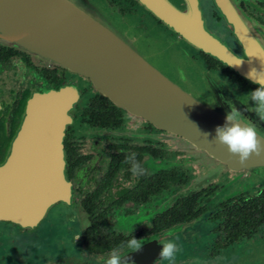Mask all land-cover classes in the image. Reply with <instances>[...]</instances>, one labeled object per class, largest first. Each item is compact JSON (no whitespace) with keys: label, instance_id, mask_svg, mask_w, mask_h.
<instances>
[{"label":"flooded vegetation","instance_id":"obj_1","mask_svg":"<svg viewBox=\"0 0 264 264\" xmlns=\"http://www.w3.org/2000/svg\"><path fill=\"white\" fill-rule=\"evenodd\" d=\"M233 1L264 26V0L253 2L255 12L241 0ZM104 2L121 20L128 18L142 34L150 35L149 19L153 15L136 0ZM208 2L206 11L198 5L205 29L228 50L241 55V44L211 0ZM154 22L197 62L209 67L201 50L184 42L157 18ZM11 59L31 68L36 81L23 83L17 91L14 86L21 83V70L19 66L5 67ZM32 60L37 61L34 66ZM0 70L8 97L0 98V153L4 156L0 164L11 151L32 96L66 91L73 102L60 146L68 194L51 201L32 226L0 220L8 228L3 230L21 234L10 244H3L5 234L0 229V264H105L112 249L128 252L124 243L129 235L144 242L139 251L127 254L134 264H168L159 260V253L160 242L169 239L180 249L175 264H264V169L231 170L224 165L214 175V182L191 186L196 172L177 162L184 153L168 148L163 139L172 135L185 141L183 137L130 113L98 91L87 76L1 43ZM212 71L227 81L219 69ZM228 82L244 101L255 89L251 81L245 86ZM191 146L209 157L205 150ZM132 153H136L143 175L135 176L130 171L126 157ZM236 172L249 173V186L213 201L211 196L220 187L226 189ZM184 198L190 201L182 204ZM177 206L178 213L168 212ZM48 214L51 221L45 226L49 256H35L33 262H27L28 253L20 237L27 233L35 242L41 236L37 228Z\"/></svg>","mask_w":264,"mask_h":264},{"label":"water","instance_id":"obj_2","mask_svg":"<svg viewBox=\"0 0 264 264\" xmlns=\"http://www.w3.org/2000/svg\"><path fill=\"white\" fill-rule=\"evenodd\" d=\"M136 1L184 42L239 76L246 78L251 68L264 67V26L247 17L233 0L211 2L241 44V55L205 29L196 0ZM137 33L109 15L99 0H0L1 44L87 76L112 101L181 135L219 165L231 170L264 168V152L241 164L212 139L216 126L225 122L229 103L264 132V121L247 110L253 106L248 96L244 101L166 32H155L146 40ZM144 56L164 60L170 76ZM240 60L239 66L231 65ZM72 110L66 91L28 100L21 129L0 164V220L32 226L51 201L68 194L60 146Z\"/></svg>","mask_w":264,"mask_h":264},{"label":"clouds","instance_id":"obj_3","mask_svg":"<svg viewBox=\"0 0 264 264\" xmlns=\"http://www.w3.org/2000/svg\"><path fill=\"white\" fill-rule=\"evenodd\" d=\"M241 62L242 60L231 65L239 66ZM246 78L258 85L247 94L248 101H252L253 105L247 110L255 112L260 121H264V67L259 71L256 68H251L247 72ZM229 107L230 111L225 114L224 124L216 126L215 136L212 139L225 145L227 151L236 156L238 161L243 164L251 156H258L264 152V132L256 123L244 117L241 111L230 103ZM204 134L206 137L210 135L209 133ZM126 162L131 165L130 171L133 175L140 176L144 174V169L136 159V153L126 157ZM143 243V239H137L129 235V239L124 243V247L128 249V252L121 253L118 248L112 249L105 260V264H134V261L128 258L127 254L139 251ZM160 243L162 248L159 253V260L167 261L168 264H175L176 255L180 251L177 243L170 239Z\"/></svg>","mask_w":264,"mask_h":264},{"label":"rangeland","instance_id":"obj_4","mask_svg":"<svg viewBox=\"0 0 264 264\" xmlns=\"http://www.w3.org/2000/svg\"><path fill=\"white\" fill-rule=\"evenodd\" d=\"M255 1H257V0H241V2H243V4L250 11L254 10L253 9L254 7L252 5H253V2H255ZM198 5L200 6V9H202L203 11H206L207 5H209V2H208V0H198L197 6ZM253 12H255V11H253ZM246 16L249 17L248 15H246ZM137 32H138L137 34L141 35L145 40L151 36V34H150L147 37L144 34H142L141 31H137ZM18 50H20V49H18ZM35 57H37V56H35ZM144 57L148 61L153 63L154 65H157L160 68V70L163 73H165L166 75L170 74V71L167 68V63L164 60H162L160 58L159 59L158 58L150 59L147 56H144ZM31 62H32L31 63L32 65L37 63V61H34V60H32ZM17 66L20 67L19 69L21 70V78H22L21 83L18 85L16 84V86H14L15 89L18 91L23 83L24 84L25 83H32V82L36 81V75H35V72L31 68L25 66L22 61L17 62V61H15V59H11L10 61L6 62V65H5L6 68H13V67L15 68ZM3 75H4L3 72L0 70V98L4 97V99H7L8 98V97H6L7 88L5 85H3L1 83V80L3 79ZM8 81H9V78H7V82ZM225 102L227 104V99ZM1 103H2V100L0 99V105H1ZM163 139L166 142L168 148L178 149L179 151L184 153V155L180 156L177 159L178 160L177 162H180L183 165L190 166L196 172L197 177L194 179L191 186L203 185L205 181L214 182V179H213L214 175L216 176L217 171H219L224 165H219L214 159L208 157L207 155H203L202 153H200V151H196L191 145H189L188 143H186L182 139H179L175 136L168 135V136H164ZM213 168L215 169V171L212 170ZM261 169H264V168H261ZM248 177H249V173H243V172L233 173V177L226 183V189H223L222 187L218 188L217 191L215 192V194H213L211 196V199L213 201H217V200H220V199L228 196L230 193L239 192L241 189L245 188L246 186H249V184L247 183V180H250V179H248ZM45 218H46V216H45ZM47 218L45 219V221L43 223H41V226L39 228H37V230L39 231V235H41V236L36 237L35 242L32 241V236H31V238H29L30 236H28L29 234H27V233L22 235V237H20L21 238L20 242H22L25 245V250L28 253V255L26 257L27 262H30V261L33 262L35 256H38V257L42 256L44 259L48 258V256H49L50 250L48 249V247L46 245L47 244L46 241L48 239L46 230L48 227L46 228L45 225H49L48 222L51 221V216L48 214ZM0 229L2 230L1 234L2 235L5 234V236H3L4 237L3 241H5L3 244H6V242L10 244L12 238H15V237L17 238L19 235H21L19 233L14 232L13 230H12V232L11 231H5L8 228H6V226H4V224H0ZM3 229H5V230H3ZM36 241L39 244L36 243Z\"/></svg>","mask_w":264,"mask_h":264},{"label":"trees","instance_id":"obj_5","mask_svg":"<svg viewBox=\"0 0 264 264\" xmlns=\"http://www.w3.org/2000/svg\"><path fill=\"white\" fill-rule=\"evenodd\" d=\"M103 3L105 9L107 10V13L109 15H112L113 17L117 18V20H119L120 23L123 24H127L130 27H132L134 30L139 31L138 29H136L129 21L128 18H126V20H121L120 17L113 11V8H110L109 6L106 5V3L104 2V0H99ZM111 2H115V3H121L123 2V0H110ZM210 4V3H209ZM217 17L220 19V16L216 13ZM149 21L151 22V26L149 29L150 34H154L155 32H161L163 31L161 28H159L156 24H155V18L152 16L151 19H149ZM148 21V22H149ZM164 32V31H163ZM182 47V46H181ZM183 48V47H182ZM184 49V48H183ZM185 50V49H184ZM188 53V52H187ZM202 57L209 63V67H204L201 63L197 62L189 53V55L191 56V58H193L198 64H200L202 67H204L207 71L216 74L219 78H221L222 80H224L231 89H233V87L230 85V83L228 82L229 80L240 85V86H245L247 84H249L250 82L246 79L243 78L241 76H239L236 72H234L229 66H227L226 64H224L223 62H220L218 59H216L214 56L206 54V53H202L200 52ZM202 58V59H203ZM203 59V60H204ZM219 69L221 71V73L224 74V76L227 77V81L220 77L217 73H215L214 71H212V69ZM258 85L254 84V88H256ZM234 90V89H233ZM235 91V90H234ZM236 92V91H235ZM247 97V96H246ZM1 144L3 143V141L1 140L0 142ZM4 156H1L0 153V162L3 160ZM190 201V199L188 198H184L182 204H186ZM180 205V204H179ZM179 206L174 207L173 209L169 210V213H178L179 212Z\"/></svg>","mask_w":264,"mask_h":264}]
</instances>
